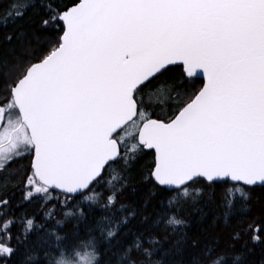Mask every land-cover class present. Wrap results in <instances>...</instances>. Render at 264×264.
<instances>
[{"label": "snow or ice", "instance_id": "snow-or-ice-1", "mask_svg": "<svg viewBox=\"0 0 264 264\" xmlns=\"http://www.w3.org/2000/svg\"><path fill=\"white\" fill-rule=\"evenodd\" d=\"M37 7L0 0L5 24ZM43 7L46 42L0 61V256L15 254L8 245L19 223L31 260L143 264L137 255L152 253L132 227L138 211L120 200L127 173L148 149L155 152L148 180L169 208L217 187L222 201L239 194L223 216L231 241L206 247L197 264H244L247 253L236 244H264V207L250 208L252 189L264 187V0H48ZM175 67L179 81L170 75ZM24 159L29 164L16 167ZM34 204L39 211L29 215ZM167 215L166 226L184 223ZM68 223L77 231L65 232Z\"/></svg>", "mask_w": 264, "mask_h": 264}, {"label": "trees", "instance_id": "trees-1", "mask_svg": "<svg viewBox=\"0 0 264 264\" xmlns=\"http://www.w3.org/2000/svg\"><path fill=\"white\" fill-rule=\"evenodd\" d=\"M24 2V0H20ZM38 5L33 11L31 8L25 16L20 19L9 18L5 24L3 13L0 12V61H13L15 58L23 56L29 49L39 48L46 42L50 33L45 32L41 27V16L44 14L43 5L48 0H34ZM61 5L65 3H76L78 0H55ZM11 37V39H9ZM181 69L175 67V70L170 75L177 81L180 80ZM202 82L196 80L197 86ZM159 111V110H158ZM135 130L127 129V134L130 136ZM124 134V133H122ZM28 159H24L16 165L27 166ZM155 164V154L152 151L144 150V153L137 159L135 164L127 173V187L124 189L120 203L128 207L129 210L135 209L138 215L132 220V227L135 232L143 233L144 247L149 249L151 256L139 254L138 260H142L143 264H197V259L203 258L206 247L217 248L227 245L231 239V230L226 225L223 218L225 207L228 199L240 200L238 193L226 194V188L223 192L226 194L222 201V190L217 187L209 196L207 192L201 194L193 203L189 200L183 203L182 207H167L166 204H161L165 198V193L160 189L155 188L148 180V169ZM113 175H116L113 173ZM120 177L116 176L113 183H118ZM231 185H229L230 187ZM150 193H155L150 195ZM57 195L59 193H56ZM193 195H196L195 189ZM16 199L19 201V191L16 193ZM251 205L255 214H259L261 207H264V187H255L251 191ZM28 214L39 211V205H27ZM16 211L11 219L18 220L21 214ZM168 212H173L175 215L184 221L182 225L166 226V221L170 217ZM159 216H163L158 224H154ZM229 221H234L235 217H229ZM42 216H37V223H42ZM12 240L8 245L16 249L15 254L11 257L0 256V264H54L58 255H53L49 261L31 260L29 259L28 243L22 242L24 237L21 235V225L17 223L12 228ZM67 233L77 231L73 223H68L64 229ZM79 231L81 236H84L83 225H80ZM154 237L156 244H149L148 238ZM36 239L33 234L30 237L31 241ZM129 240L132 239L130 234ZM18 241H21L18 243ZM4 242V236L0 233V243ZM234 251H246L247 255L244 264H264V244L249 243L247 249L241 248L239 243L236 244ZM106 259V257H105ZM229 264H232L230 261Z\"/></svg>", "mask_w": 264, "mask_h": 264}, {"label": "water", "instance_id": "water-1", "mask_svg": "<svg viewBox=\"0 0 264 264\" xmlns=\"http://www.w3.org/2000/svg\"><path fill=\"white\" fill-rule=\"evenodd\" d=\"M198 81H201V82H203V78H200V79H197ZM146 151H152V152H154V150H148V149H145ZM154 154H155V152H154ZM257 187H261V186H257ZM58 193V192H57Z\"/></svg>", "mask_w": 264, "mask_h": 264}]
</instances>
